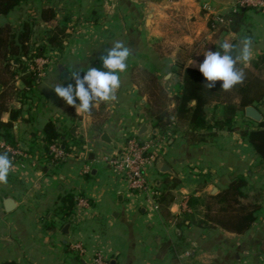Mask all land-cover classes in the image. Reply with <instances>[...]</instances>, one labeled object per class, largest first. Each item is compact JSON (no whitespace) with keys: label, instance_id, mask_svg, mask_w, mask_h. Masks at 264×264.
Listing matches in <instances>:
<instances>
[{"label":"crops","instance_id":"crops-1","mask_svg":"<svg viewBox=\"0 0 264 264\" xmlns=\"http://www.w3.org/2000/svg\"><path fill=\"white\" fill-rule=\"evenodd\" d=\"M233 5L228 0H27L0 15V25L20 27L32 14L52 6L56 17L38 24L37 32L65 26L68 34L61 47H46L47 75L27 90L22 102L11 104L21 110L20 116L12 120L10 111L2 115L3 122L12 121L9 132L26 155L13 161L7 183L0 184V264H92L95 253L110 264H264L259 251L264 198L255 223L242 234L184 222L194 211L189 205L192 196L202 197L214 187L219 192L236 175L245 177L247 191H264V163L241 134L258 123L239 112L237 129H201L213 135L191 143L184 136L187 122L173 117L176 125L161 132L151 113L156 92L149 86L151 78L166 93L169 109H174L183 68L198 69L191 61L202 62L208 50H219L224 41L239 46L243 37H251L252 59L247 66L238 63L264 80V12L243 8L235 11L244 12L240 23L220 22V17L234 12ZM117 40L133 52L127 71L120 74L117 101L101 103L86 114L56 96L52 88L70 81L73 67L81 72L101 68L100 56ZM16 84L23 87L20 79ZM253 105L264 115V97ZM223 111L221 105L209 104L208 122ZM49 121L65 134L62 145L67 155L61 161L45 155L41 137ZM143 125L156 127L158 133L149 130L139 137ZM4 132L0 130V141L5 142ZM131 135L158 139L147 170L156 188L179 180L171 188L172 200L163 207L149 195L132 191L105 163V157L122 148ZM159 157L171 173L160 171ZM77 193L89 201L78 214ZM8 198L14 201L10 210ZM70 198L72 211L67 215ZM203 213L200 204L195 220ZM75 242L85 245V254L72 250Z\"/></svg>","mask_w":264,"mask_h":264},{"label":"trees","instance_id":"trees-1","mask_svg":"<svg viewBox=\"0 0 264 264\" xmlns=\"http://www.w3.org/2000/svg\"><path fill=\"white\" fill-rule=\"evenodd\" d=\"M27 0H0V15H8L15 8L19 7ZM241 10V9H240ZM238 13V14H237ZM233 12L223 17L226 20L240 23L244 12ZM56 17L55 8L45 7L41 13H34L27 20H24L20 27L12 23L0 25V130L5 129V142L19 147V143L13 140V135L9 132L13 127L12 121L3 122L2 115L10 111L11 119L15 120L20 116V109L11 106L13 101H23L26 98L27 90L35 85L39 77L29 70L26 59L42 55L48 45L61 47L63 40L67 37V27L55 26L53 28L37 32L38 24L49 22ZM246 73L243 84L235 86L231 91H224L219 87L221 82H217V87L207 89L205 78L198 69L183 68L182 90L175 99L174 109H169L166 103V93L159 91L154 98L151 113L156 117V125L165 132L176 121L187 122L188 129L184 131V136L188 142L205 141L206 137L213 134L201 133V129H237L235 118L239 112H243L245 107L251 105L264 97V80L254 74L249 68L237 64ZM20 79L23 87H19L16 81ZM156 87L160 86L155 79H150ZM156 81V82H155ZM195 100L196 103L192 104ZM221 105L223 115L213 119L209 123L207 119V106L209 104ZM261 157L264 163V121L258 123L253 128L246 127L241 130ZM41 140L44 145L46 157L52 159L53 154L49 150V145L60 142L62 145L65 134L61 132L53 121L46 123L43 129ZM4 152V151H3ZM9 157L11 154L8 152ZM179 180L167 181L164 188L159 189L158 203L165 206L173 196L171 188L178 184ZM248 182L243 175H236L226 188L217 193H208L204 196H192L189 205L193 207L194 213H188L185 220L199 226L221 227L227 231L242 234L248 231L257 219V211L262 207L264 191L253 188L247 191ZM73 197V196H72ZM73 200L70 198L66 202V214L72 211ZM204 207L203 218L195 220V212L198 205ZM168 215L169 212L164 209ZM260 253L264 256V236L260 240ZM1 264H18L15 261H6Z\"/></svg>","mask_w":264,"mask_h":264},{"label":"clouds","instance_id":"clouds-1","mask_svg":"<svg viewBox=\"0 0 264 264\" xmlns=\"http://www.w3.org/2000/svg\"><path fill=\"white\" fill-rule=\"evenodd\" d=\"M100 56L102 67H88L83 71L73 67L70 77L73 83L67 86L59 84L53 89L56 96L66 105L72 106L80 113L90 114L94 107L101 103L117 101V91L121 87L120 74L127 71L128 59L133 55L132 49L122 41H114L112 46L104 50ZM253 54V40L245 36L239 46L231 41H224L219 50H208L202 62L191 61L194 67L205 78L204 86L211 90L219 87L224 91H231L235 86L243 84L246 79L245 71L237 64L245 66L251 61ZM13 161L7 151L0 152V184H6L13 169Z\"/></svg>","mask_w":264,"mask_h":264},{"label":"built area","instance_id":"built-area-1","mask_svg":"<svg viewBox=\"0 0 264 264\" xmlns=\"http://www.w3.org/2000/svg\"><path fill=\"white\" fill-rule=\"evenodd\" d=\"M243 8H256L264 12V0H236V3L233 5V11L235 12ZM218 20L220 22L226 21L224 17H220ZM26 61L29 64V70L33 71L39 79L47 75L49 58L45 52L42 55L26 59ZM81 74L83 75V72ZM68 83L74 84V80L70 79L64 86H67ZM36 138L38 139L39 136L37 135ZM157 142L158 139L155 137L141 139L131 135L127 137L122 148L107 155L104 159L106 165L123 181L127 182L132 191L149 195L155 205L158 202L157 198L160 192L149 179L147 170L150 161L155 157L154 149ZM49 150L53 154V160L55 161H61L67 155L60 142L50 144ZM3 151L11 154L12 161H18L26 155L21 146L17 147L0 141V152ZM83 170L88 171V167H85ZM88 205L89 201L85 195L77 193L75 196V213H80ZM71 248L77 254L83 255L86 253L85 245L82 242L72 243ZM92 264H110V262L100 253H95L92 257Z\"/></svg>","mask_w":264,"mask_h":264},{"label":"water","instance_id":"water-1","mask_svg":"<svg viewBox=\"0 0 264 264\" xmlns=\"http://www.w3.org/2000/svg\"><path fill=\"white\" fill-rule=\"evenodd\" d=\"M228 1H230L233 4L236 3V0H228ZM59 72H60L59 73L60 75H63L64 70L62 68H60ZM195 103H196V101L193 100L192 101V104H195ZM244 114H245V116L247 118L255 121L256 123H261L264 120L263 113L255 105H253V104L248 105V106L245 107ZM149 130L152 131L153 134H157L158 133V129L156 127L155 128L154 127H150V126L147 127V125H143L142 128H141V130H140V132H139V134H138L139 137H141L142 135H144ZM105 138L106 137L104 136V139ZM158 167H159L160 171L163 172V173H171L172 172V170L168 166L167 162L162 157H159L158 158ZM217 191H218V189L216 187H214L211 190V193H216ZM13 202L14 201L11 198L6 199V201H5L6 208L9 209V210L11 208H13L14 207V203ZM73 218H74V215L72 214L70 216V218H69V223H67L65 225V227H64V231L66 233H68V231H69V228H70V225H71L70 221H72Z\"/></svg>","mask_w":264,"mask_h":264},{"label":"rangeland","instance_id":"rangeland-1","mask_svg":"<svg viewBox=\"0 0 264 264\" xmlns=\"http://www.w3.org/2000/svg\"><path fill=\"white\" fill-rule=\"evenodd\" d=\"M148 83H149V86H151V88H154L155 90H156V92H154L153 94H152V96L155 94V98H156V96L159 94V91H161V89H159L158 87H156L154 84L155 83H153L152 81H148ZM157 83V82H156Z\"/></svg>","mask_w":264,"mask_h":264}]
</instances>
